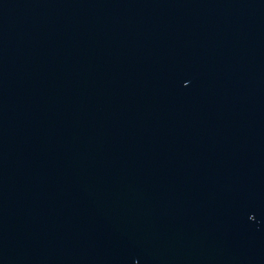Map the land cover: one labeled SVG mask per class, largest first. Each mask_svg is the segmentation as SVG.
Returning a JSON list of instances; mask_svg holds the SVG:
<instances>
[{"label":"water","instance_id":"1","mask_svg":"<svg viewBox=\"0 0 264 264\" xmlns=\"http://www.w3.org/2000/svg\"><path fill=\"white\" fill-rule=\"evenodd\" d=\"M0 264H264V0H0Z\"/></svg>","mask_w":264,"mask_h":264}]
</instances>
